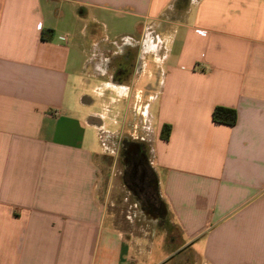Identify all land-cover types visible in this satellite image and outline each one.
I'll list each match as a JSON object with an SVG mask.
<instances>
[{
	"label": "crops",
	"instance_id": "obj_1",
	"mask_svg": "<svg viewBox=\"0 0 264 264\" xmlns=\"http://www.w3.org/2000/svg\"><path fill=\"white\" fill-rule=\"evenodd\" d=\"M107 138L165 227L120 223ZM172 263L264 264V0H0V264Z\"/></svg>",
	"mask_w": 264,
	"mask_h": 264
},
{
	"label": "rangeland",
	"instance_id": "obj_2",
	"mask_svg": "<svg viewBox=\"0 0 264 264\" xmlns=\"http://www.w3.org/2000/svg\"><path fill=\"white\" fill-rule=\"evenodd\" d=\"M92 96L93 94H91L89 98H93ZM106 140L112 149H115V154L108 155L105 158V177L106 181H112V200L115 204V211L122 226L129 228V222H132L130 229L137 233L141 230L151 232L152 229H158L162 226L165 227V221L161 219V216L148 211L145 208V201L142 199L140 200V198L138 199L130 188L128 182L129 178L127 179L126 176L128 167L126 166L124 157L125 148L119 147L117 140H114V142L111 141L110 138H107ZM127 216L131 217V221L126 219ZM159 252L154 254V259L158 258L157 253Z\"/></svg>",
	"mask_w": 264,
	"mask_h": 264
},
{
	"label": "flooded vegetation",
	"instance_id": "obj_3",
	"mask_svg": "<svg viewBox=\"0 0 264 264\" xmlns=\"http://www.w3.org/2000/svg\"><path fill=\"white\" fill-rule=\"evenodd\" d=\"M129 55L128 52L125 57H129ZM125 62L129 63V58ZM124 157L128 167L126 176L127 179L129 178L128 182L135 196L145 201V208L148 211L162 216L163 205L160 200L157 182L149 167L147 153L138 146L127 144Z\"/></svg>",
	"mask_w": 264,
	"mask_h": 264
},
{
	"label": "trees",
	"instance_id": "obj_4",
	"mask_svg": "<svg viewBox=\"0 0 264 264\" xmlns=\"http://www.w3.org/2000/svg\"><path fill=\"white\" fill-rule=\"evenodd\" d=\"M212 119L215 123L218 124L234 126L238 121V113L235 109L224 106H217L213 111ZM170 133L171 126L167 124L164 125L161 132L162 139L168 140L170 138Z\"/></svg>",
	"mask_w": 264,
	"mask_h": 264
}]
</instances>
